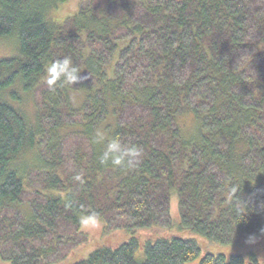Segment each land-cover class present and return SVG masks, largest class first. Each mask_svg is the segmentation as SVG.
Segmentation results:
<instances>
[{
    "label": "trees",
    "instance_id": "obj_1",
    "mask_svg": "<svg viewBox=\"0 0 264 264\" xmlns=\"http://www.w3.org/2000/svg\"><path fill=\"white\" fill-rule=\"evenodd\" d=\"M69 1L0 0L17 51L0 58V260L63 261L95 212L129 240L75 264H259L131 233L170 229L175 192L181 230L224 248L264 234V0H81L52 21ZM65 56L84 78L50 88ZM98 129L137 146L135 166L102 165Z\"/></svg>",
    "mask_w": 264,
    "mask_h": 264
},
{
    "label": "rangeland",
    "instance_id": "obj_2",
    "mask_svg": "<svg viewBox=\"0 0 264 264\" xmlns=\"http://www.w3.org/2000/svg\"><path fill=\"white\" fill-rule=\"evenodd\" d=\"M81 0H71L66 4L59 7L55 13L54 22H59L63 18L72 15ZM58 20V21H56ZM13 41L8 39H0V58H12L15 55L17 56V51ZM16 91L19 93L18 88ZM72 105L74 107H79L83 99L82 94L80 93H71ZM25 97V96H23ZM18 108L25 113L30 119H33L35 113L34 103L30 97H25L23 103L18 106ZM186 128L189 129L192 125L190 120H186ZM24 159H29L26 157ZM170 218L172 220V226L168 230L160 228H152L148 230H139L131 233V235L140 240L141 245L145 244L146 241H153L159 238H171V237H180L185 239H194L198 246L201 249L200 258L206 253L218 254L223 253L227 257L230 255H241L251 253L255 256L259 264H264V234L241 242L239 245L232 248H224L216 244L207 242L202 237L196 236L195 234L184 231L179 228L180 218L178 214V200L175 192H172L170 197ZM80 232L86 235L87 241L75 248L69 256L54 264H75L79 261L85 260L88 256L99 248H111L115 249L121 244L129 240L130 234L122 231H107L106 224L103 220L98 219V224L95 227H87L83 225L80 221ZM142 255V246L136 253V257H141ZM249 255V254H248ZM246 255V256H248ZM244 256V255H243ZM0 264H9L8 262H3L0 260ZM189 264H199V260L194 261Z\"/></svg>",
    "mask_w": 264,
    "mask_h": 264
},
{
    "label": "clouds",
    "instance_id": "obj_3",
    "mask_svg": "<svg viewBox=\"0 0 264 264\" xmlns=\"http://www.w3.org/2000/svg\"><path fill=\"white\" fill-rule=\"evenodd\" d=\"M46 72V82L50 88H54L57 84L72 88L73 84L84 78L79 75L81 72L79 67L68 56L53 60L47 67ZM92 143L103 145L100 163L102 165H111L118 169L135 166L141 155V150L137 146L122 143L118 136L109 138L100 129L95 132ZM80 221L87 227H95L98 224V216L95 212H87L81 215Z\"/></svg>",
    "mask_w": 264,
    "mask_h": 264
}]
</instances>
